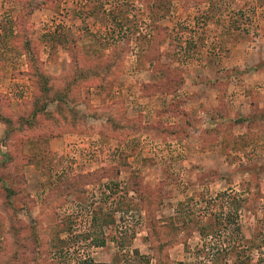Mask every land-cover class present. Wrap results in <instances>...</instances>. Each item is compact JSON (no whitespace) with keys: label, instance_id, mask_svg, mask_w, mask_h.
Segmentation results:
<instances>
[{"label":"rangeland","instance_id":"1","mask_svg":"<svg viewBox=\"0 0 264 264\" xmlns=\"http://www.w3.org/2000/svg\"><path fill=\"white\" fill-rule=\"evenodd\" d=\"M0 264H264V0H0Z\"/></svg>","mask_w":264,"mask_h":264},{"label":"trees","instance_id":"2","mask_svg":"<svg viewBox=\"0 0 264 264\" xmlns=\"http://www.w3.org/2000/svg\"><path fill=\"white\" fill-rule=\"evenodd\" d=\"M28 43V42H27ZM25 45V51L26 52H30V44L31 43H28V45ZM42 79V77H40ZM48 88L44 87V93H47L48 92ZM44 105H41L40 107H38L37 109L38 110H44ZM36 109V108H35ZM256 116L254 114H249L248 116L246 117H238L236 119V122L239 123V124H247V125H253L254 121H256ZM258 120V119H257Z\"/></svg>","mask_w":264,"mask_h":264},{"label":"crops","instance_id":"3","mask_svg":"<svg viewBox=\"0 0 264 264\" xmlns=\"http://www.w3.org/2000/svg\"><path fill=\"white\" fill-rule=\"evenodd\" d=\"M251 113V111H250V107H249V110H248V112H247V116L249 115ZM246 117V116H245Z\"/></svg>","mask_w":264,"mask_h":264}]
</instances>
